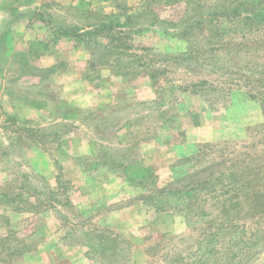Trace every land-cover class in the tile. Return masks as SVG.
<instances>
[{"label": "rangeland", "instance_id": "rangeland-1", "mask_svg": "<svg viewBox=\"0 0 264 264\" xmlns=\"http://www.w3.org/2000/svg\"><path fill=\"white\" fill-rule=\"evenodd\" d=\"M0 264H264V0H0Z\"/></svg>", "mask_w": 264, "mask_h": 264}, {"label": "trees", "instance_id": "trees-1", "mask_svg": "<svg viewBox=\"0 0 264 264\" xmlns=\"http://www.w3.org/2000/svg\"><path fill=\"white\" fill-rule=\"evenodd\" d=\"M249 19H251L249 16L246 18V22L249 20ZM196 21H189L188 22V25L186 26L187 28L188 27H192V28H194V23H195ZM124 26H126V24H121L120 22H118V23H114L113 21H110V22H107V21H103L101 24H99V26H93V29H90V30H87V31H84V30H81V29H78V30H80V31H83L84 32V34H82L83 36H86V35H88V34H91L93 31H94V29H96V30H98L99 32L100 31H102V30H104V29H107V30H112L113 28H120V27H124ZM251 28H253L252 26H251ZM138 32V31H137ZM187 34H189V33H187ZM112 40H114V39H116V38H111ZM121 47V48H120ZM106 48L108 49V51L109 52H113V51H116L117 49H121L120 51V53H122V54H128V49L125 47V46H123V44L122 45H118V46H116V45H109V44H107L106 45ZM133 55L135 56V57H140L141 59L143 58V56H141V54H139V53H133ZM143 55V54H142ZM150 62L151 63H149V64H147V63H143L141 60L139 61L138 60V62H137V64H135L136 66H142V67H144V68H146L147 69V72H148V75H150L152 78H154V79H157V77L162 73V74H166L167 73V70L166 69H163V71L162 72H160V70L162 69V68H160V67H158L155 63H159L158 61H156V60H152V59H150ZM133 65V64H132ZM134 65V66H135ZM207 82V81H206ZM208 83V82H207ZM184 86H180V88L184 91V92H186V91H191V90H195V89H200V83H190V82H185L184 84H183ZM230 179V178H229ZM230 186V189H228L227 190V192H225L226 194H228V193H231L232 192V189H235V187L234 186H232V185H229ZM205 188H206V184H204V186L202 187V189H200V192H202V191H204L205 190ZM192 189V188H191ZM212 189H214V188H212ZM179 191H181V190H172V193L174 192V194H178L179 193ZM197 191V190H196ZM182 192V191H181ZM199 192V193H200ZM209 192H211V191H209ZM191 192H187V195L188 196H191V197H193L191 194H190ZM203 197V196H202ZM232 198H234V197H236V196H231ZM176 204L177 205H181V203H179V200H177V202H176ZM90 239H92V240H94L95 239V237L94 236H91L90 237ZM89 239V240H90ZM89 242V241H88ZM90 243V242H89ZM89 247L91 248L92 246L91 245H89ZM105 246L104 245H99L98 247H96V248H104Z\"/></svg>", "mask_w": 264, "mask_h": 264}]
</instances>
